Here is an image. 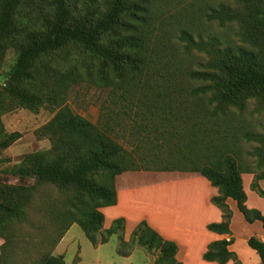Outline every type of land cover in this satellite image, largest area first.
Here are the masks:
<instances>
[{"label":"trees","instance_id":"obj_1","mask_svg":"<svg viewBox=\"0 0 264 264\" xmlns=\"http://www.w3.org/2000/svg\"><path fill=\"white\" fill-rule=\"evenodd\" d=\"M183 2L50 0L44 11L36 0H0V52L18 53L5 91L33 112L45 104L57 109L41 127L51 146L15 165L12 172L20 183L0 182L3 247L13 242L11 227L29 220L30 205L44 184H54L63 194L44 210L53 219L56 242L73 224L95 245L122 235L125 219L104 229L101 208L117 204V177L128 171L199 173L218 189L211 201L223 213V220L210 223L209 230L231 234L228 198L249 223L264 226L262 212L247 205L242 177L254 173L251 187L264 197L259 184L264 179V132L238 133L229 124L232 107L242 110L254 99L264 108V0L207 7L208 19L234 25L240 43L222 48L214 37L181 30L185 48H196L207 58L203 69L187 73L189 85L174 77L159 26L160 14ZM82 83L109 90L97 123L66 104L70 91ZM242 136L258 143L249 152L255 157L253 167L240 160ZM19 137L18 132L6 135L0 147ZM119 138H130L132 149ZM233 241L211 242L204 259L241 264L229 248ZM130 242L154 253V264H183L177 244L146 220L135 227ZM248 242L264 264V241L252 236ZM38 264L66 263L63 255L44 253Z\"/></svg>","mask_w":264,"mask_h":264},{"label":"rangeland","instance_id":"obj_2","mask_svg":"<svg viewBox=\"0 0 264 264\" xmlns=\"http://www.w3.org/2000/svg\"><path fill=\"white\" fill-rule=\"evenodd\" d=\"M179 3L184 0H178ZM231 0H185L170 13L160 14L162 27V43L167 51L172 65L174 77L189 85L187 73L191 70L203 69L207 58L204 52L196 48L187 50L182 29L200 33L205 39L214 37L223 47L230 43H240L235 35L234 25H221L217 21L208 19L207 7L217 6L221 2ZM41 3L44 11L49 10L50 0H36ZM190 6V4H192ZM78 7H81L78 3ZM18 53L15 49L0 52V143L6 135L14 132L20 137L6 148L0 147V182L18 184L20 179L12 169L20 163L27 154L45 150L51 146L47 136L41 133V127L48 123L57 112L50 105L41 106L37 112L25 107L21 101L5 91L10 84V73L16 64ZM171 67V68H172ZM168 75L167 72H165ZM184 84V85H185ZM198 85V83L192 82ZM109 90L94 85L82 83L76 85L69 93L66 104L75 112L97 123L101 116L103 105L107 103ZM230 123L238 133L264 132V108L252 99L244 109L232 107ZM241 135V134H240ZM239 135V136H240ZM242 136L239 141L240 160L244 165L253 167L255 157L249 152L256 146V142H246ZM119 141L128 149H132L133 141L130 138H119ZM131 141V142H130ZM264 169V168H263ZM181 173V171H153L142 170L131 172L123 179L119 175V184H138L145 181H159L163 174ZM35 184V182L27 181ZM63 194L54 184H44L38 187L36 195L30 205L29 220L16 223L11 227L13 242L3 247L5 240L0 234V264H38L44 253L63 255L66 264H154L156 255L138 244L130 242L129 234H114L102 244H93L78 224H73L62 239L56 242L58 235L55 232L53 219L45 209L54 201L61 200ZM109 228L104 222V229ZM104 232H102V235Z\"/></svg>","mask_w":264,"mask_h":264},{"label":"crops","instance_id":"obj_3","mask_svg":"<svg viewBox=\"0 0 264 264\" xmlns=\"http://www.w3.org/2000/svg\"><path fill=\"white\" fill-rule=\"evenodd\" d=\"M131 172H124L120 176L125 179ZM254 176L250 172L242 174L247 205L260 210L264 215V197L251 187ZM119 180L117 178L116 181L117 204L101 208L108 227L115 219L123 217L125 234L131 235L135 227L146 220L166 240L177 244V259L183 264H218L204 259L209 244L233 238L229 248L237 254L241 264H262L259 254L250 247L248 241L252 236L264 241V226L261 221L249 223L234 199H227L233 213L231 234H220L208 229L210 223L223 220V213L211 201L213 196L218 195V189L201 174L166 173L159 181L133 185H118ZM259 184L264 190V179ZM227 264H234V261Z\"/></svg>","mask_w":264,"mask_h":264}]
</instances>
